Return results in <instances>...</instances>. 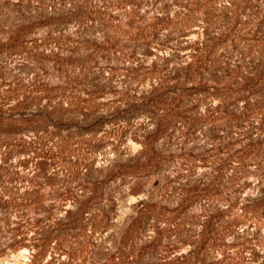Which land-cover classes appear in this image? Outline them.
<instances>
[{
	"label": "rangeland",
	"instance_id": "obj_1",
	"mask_svg": "<svg viewBox=\"0 0 264 264\" xmlns=\"http://www.w3.org/2000/svg\"><path fill=\"white\" fill-rule=\"evenodd\" d=\"M0 264H264V0H0Z\"/></svg>",
	"mask_w": 264,
	"mask_h": 264
}]
</instances>
